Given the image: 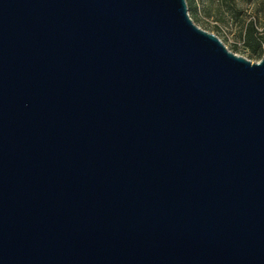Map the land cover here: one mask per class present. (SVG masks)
<instances>
[{
  "label": "water",
  "instance_id": "obj_1",
  "mask_svg": "<svg viewBox=\"0 0 264 264\" xmlns=\"http://www.w3.org/2000/svg\"><path fill=\"white\" fill-rule=\"evenodd\" d=\"M0 264H264V52L186 0H0Z\"/></svg>",
  "mask_w": 264,
  "mask_h": 264
},
{
  "label": "rangeland",
  "instance_id": "obj_2",
  "mask_svg": "<svg viewBox=\"0 0 264 264\" xmlns=\"http://www.w3.org/2000/svg\"><path fill=\"white\" fill-rule=\"evenodd\" d=\"M196 26L251 62L264 52V0H186Z\"/></svg>",
  "mask_w": 264,
  "mask_h": 264
},
{
  "label": "trees",
  "instance_id": "obj_3",
  "mask_svg": "<svg viewBox=\"0 0 264 264\" xmlns=\"http://www.w3.org/2000/svg\"><path fill=\"white\" fill-rule=\"evenodd\" d=\"M188 1V0H187Z\"/></svg>",
  "mask_w": 264,
  "mask_h": 264
}]
</instances>
